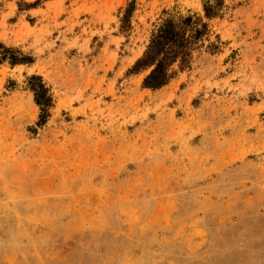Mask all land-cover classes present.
<instances>
[{"label": "rangeland", "instance_id": "374dc122", "mask_svg": "<svg viewBox=\"0 0 264 264\" xmlns=\"http://www.w3.org/2000/svg\"><path fill=\"white\" fill-rule=\"evenodd\" d=\"M208 1L0 0L33 60L0 49V264H264V0ZM186 16L209 29L191 68L144 89L130 70Z\"/></svg>", "mask_w": 264, "mask_h": 264}, {"label": "trees", "instance_id": "16d2710c", "mask_svg": "<svg viewBox=\"0 0 264 264\" xmlns=\"http://www.w3.org/2000/svg\"><path fill=\"white\" fill-rule=\"evenodd\" d=\"M223 6L224 0L208 1L204 6L205 17L207 19L218 17ZM133 12L134 3L131 2L124 16V23L130 22ZM208 34V25L202 19L186 16L176 22L167 18L153 34L142 57L136 61L130 73L148 72L142 87L152 91L162 89L174 80L178 73L191 68L194 55L201 48V42ZM0 49L5 50L1 60H9L11 65L33 62L31 57L23 56L19 51L6 48L1 43ZM28 83L34 94L35 103L40 108L38 126L41 127L51 117L53 97L41 76H31Z\"/></svg>", "mask_w": 264, "mask_h": 264}]
</instances>
